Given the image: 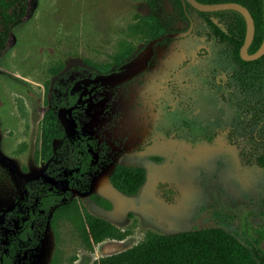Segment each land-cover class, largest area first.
<instances>
[{"label": "rangeland", "instance_id": "rangeland-1", "mask_svg": "<svg viewBox=\"0 0 264 264\" xmlns=\"http://www.w3.org/2000/svg\"><path fill=\"white\" fill-rule=\"evenodd\" d=\"M147 0H29L0 58V228L27 197L25 183L43 179L67 189L63 143L40 153L41 125L53 86L73 67L102 72L150 39ZM192 33L155 48L149 70L124 89L108 91L109 107L94 119L97 132L124 137L110 160L98 163L81 188L71 191L79 210L129 234L87 249L74 222L37 227L38 246L18 264H92L143 240L147 232L172 234L220 228L264 254V178L242 152L264 142V66L247 68L207 34L191 12ZM55 83V84H54ZM107 110V112H105ZM253 145V144H252ZM141 167L145 182L134 196L117 191L116 166ZM59 179V180H57Z\"/></svg>", "mask_w": 264, "mask_h": 264}, {"label": "trees", "instance_id": "trees-1", "mask_svg": "<svg viewBox=\"0 0 264 264\" xmlns=\"http://www.w3.org/2000/svg\"><path fill=\"white\" fill-rule=\"evenodd\" d=\"M202 4L236 3L247 9L254 23V38L249 53L255 52L263 39V0H195ZM148 15L144 18L150 39L166 33L188 29L191 12L200 16L207 26V34L218 43L229 46L232 57L242 67L264 66V55L256 61L244 62L239 49L245 37V21L241 14L232 10L210 13L198 12L181 0H147ZM29 0H0V58L6 50L12 31L18 27L27 14ZM165 42V41H164ZM75 70V69H73ZM70 72L63 75L67 77ZM61 94H67V83L55 85ZM53 101L44 115L41 125V145L38 154L49 158L52 143L61 137L56 117V106L64 102ZM248 150L241 153L246 164L261 168L264 178V142L252 139ZM85 148L74 146V154L83 156ZM68 152V150H67ZM73 161V159H72ZM91 171L84 167L65 178L70 189L85 192L82 184L87 182ZM58 166L49 163L44 170L48 178H56ZM145 182V170L141 167L116 166L111 176L113 187L125 196L136 195ZM26 199L9 216L14 227L10 231L0 229V264H18L26 250L34 249L40 242L37 227L48 222L57 233L61 220H69L78 228L81 242L87 249L105 240H122L128 236L109 221L80 211L71 191H60L42 179L25 183ZM57 263L56 253L51 264ZM92 264H264V254L256 246L247 248L233 236L220 228H205L172 234L147 232L142 241L116 254L100 257Z\"/></svg>", "mask_w": 264, "mask_h": 264}, {"label": "flooded vegetation", "instance_id": "flooded-vegetation-1", "mask_svg": "<svg viewBox=\"0 0 264 264\" xmlns=\"http://www.w3.org/2000/svg\"><path fill=\"white\" fill-rule=\"evenodd\" d=\"M191 24H192V31H193V20L189 19L188 29H189ZM188 29H186L184 31H176V32H185ZM192 31L190 32V34L192 33ZM176 32H170V33H176ZM189 35H187V36H189ZM187 36H185V37H187ZM185 37H181L178 39H182ZM207 37H209L211 40H213L216 44H218L220 46H224L225 48H227L229 50V53H230L232 60L234 61V59L232 57L231 50H230L228 45H226L224 43L216 42V40H214L209 35ZM178 39L167 38V39H164L161 42L155 44L154 53H153L150 61L148 62L146 69L144 71H142L141 73H139L138 75L134 76L131 80L125 82L124 84H122L120 86H114V87L102 86L101 84H94V83L90 82V80L94 79L99 74H109L112 72L119 71L120 68L124 64L129 62L146 44H144V46L140 50L135 52L134 54L130 55L129 57H126L123 61H121L119 63L113 64V66L110 69H107L105 71L98 72V71H93V70L86 68V67H73L72 69L67 71V72H70L67 77L63 78V75L65 73L61 75L60 80H57L56 84L58 86H60V85H64L65 83H67V86H68L67 94H61L60 90L55 87L56 84L54 83L55 84L53 86L54 92L51 95V103H50V108H51L53 101H60L61 97H62L61 102H64L63 106H61V107L56 106L55 107L56 108V117H57V121L59 124L58 129L61 131V137L56 138L53 141H59V140L62 141V143H63V151L62 152H63V157H64V162L62 163V165L60 167L58 166L59 173L56 175V177L59 174H61V172H62L61 169H63L64 171H66V173L64 175V182H65V178L68 177V175L72 174L73 172L79 173L80 170L82 169V167H84L85 171H91L92 172V170L94 169V167L98 163L110 160V157L113 155V151L115 150V148L120 147L123 144L124 137L112 138V133H113L114 129H111V131L103 130L101 132H97L96 127H95L96 124L93 122L94 119L99 117V115L101 113V110H100L101 107H103V106L105 108L108 107L107 106L109 104V95L107 94L108 91H113V90L122 89V88L124 89L125 87H127L131 83H133L134 81H137L139 78H141L143 75H145V73L149 70L151 64L155 61V59H156L155 48L158 47L159 45L165 44L168 41L178 40ZM239 51H240V49H239ZM247 53L252 54V53H249V48L247 50ZM239 57H240V55H239ZM249 62H252V61H249ZM73 69H75V70H73ZM72 107H73V110L71 112V117H68V114H67V115L63 116L61 120L58 118V111L61 108H72ZM108 110H109V107H108ZM105 112H107V110H105ZM74 146L79 147L81 149L85 148L86 151H85L84 155L81 157L76 156L73 152ZM67 150H68V152H67ZM72 159H73V161H72ZM49 163H52V162H49ZM49 163H48V165H49ZM91 172L89 173V175L91 174ZM53 179H55V178H53ZM57 180H59V179H57ZM47 183H49V182H47ZM49 184H51V183H49ZM53 186H55V185H53ZM65 186H66V184H65ZM59 190L62 192H65L67 190L73 191L74 189H70L69 187H67V189H59ZM74 191H77V190H74ZM71 196H72V194H71ZM9 218H10V216H9ZM10 222H11V220H10ZM11 225H12V223H11ZM13 228L14 227L12 226V229ZM12 229H9L8 231H10ZM3 231H5V230H3Z\"/></svg>", "mask_w": 264, "mask_h": 264}, {"label": "water", "instance_id": "water-1", "mask_svg": "<svg viewBox=\"0 0 264 264\" xmlns=\"http://www.w3.org/2000/svg\"><path fill=\"white\" fill-rule=\"evenodd\" d=\"M183 3H188L192 8L199 12L209 13L224 10L236 11L242 15L245 21V37L243 44L240 48L239 55L240 58L245 61H255L264 55V32L263 39L260 47L252 54H248L247 50L251 45L254 38V23L251 15L243 6L236 3H220V4H202L195 0H181ZM263 29H264V0H263ZM192 31V24L189 29L185 32L167 33L161 37L150 40L146 45L126 64H124L119 71L112 72L109 74H99L90 82L94 84H101L102 86H120L125 82L131 80L134 76L138 75L144 71L150 61L153 53L155 44L161 42L164 39H178L185 37ZM75 88V87H74ZM72 108H61L58 111V118L61 120L63 116L68 114L71 117Z\"/></svg>", "mask_w": 264, "mask_h": 264}]
</instances>
